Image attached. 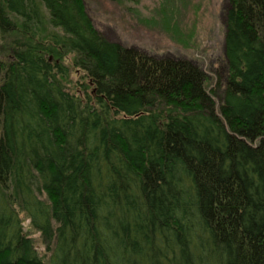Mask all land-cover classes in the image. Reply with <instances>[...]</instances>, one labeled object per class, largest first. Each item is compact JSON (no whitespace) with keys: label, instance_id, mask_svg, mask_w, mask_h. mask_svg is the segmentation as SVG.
Returning <instances> with one entry per match:
<instances>
[{"label":"trees","instance_id":"16d2710c","mask_svg":"<svg viewBox=\"0 0 264 264\" xmlns=\"http://www.w3.org/2000/svg\"><path fill=\"white\" fill-rule=\"evenodd\" d=\"M224 13L209 91L82 0H0V264H264V0Z\"/></svg>","mask_w":264,"mask_h":264},{"label":"rangeland","instance_id":"374dc122","mask_svg":"<svg viewBox=\"0 0 264 264\" xmlns=\"http://www.w3.org/2000/svg\"><path fill=\"white\" fill-rule=\"evenodd\" d=\"M93 26L108 41L135 46L145 53L172 54L193 60L215 88L225 79L223 35L228 0H82ZM7 48V49H6ZM8 48L0 36L4 59ZM70 57L63 64L71 67ZM68 89L80 93L87 83L81 71L71 69ZM78 86V88H76ZM218 110V101L215 99ZM23 219V230L40 255L48 259L39 233Z\"/></svg>","mask_w":264,"mask_h":264}]
</instances>
